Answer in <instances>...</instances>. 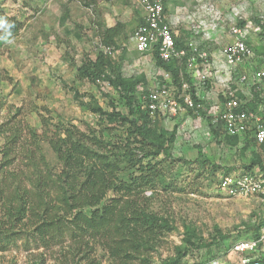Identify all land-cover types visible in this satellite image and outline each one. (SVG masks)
Wrapping results in <instances>:
<instances>
[{
	"label": "rangeland",
	"instance_id": "374dc122",
	"mask_svg": "<svg viewBox=\"0 0 264 264\" xmlns=\"http://www.w3.org/2000/svg\"><path fill=\"white\" fill-rule=\"evenodd\" d=\"M0 5L22 24L17 34L0 38V161L5 137L10 133L6 129L16 123L23 128V135L27 127L42 134L43 120H48L50 131L57 123L75 124L82 130L93 129L105 139L125 142L123 126L82 106L68 88L77 89L81 99L93 106L109 111L112 101L117 110L129 114L126 102L108 81L92 83L76 77L85 58L95 57L102 47L94 25L99 15L106 24L120 21L125 25L113 57L125 77L144 73L146 88L164 77L173 81L171 74L156 64L152 53L134 48L132 35L142 19L138 0H0ZM165 7L167 16L177 20L174 29L183 45L190 36H196L203 39L208 51L218 52L230 42L233 25L250 22L253 28L248 43L254 45L256 54L264 56V0H166ZM255 19L259 24H254ZM210 88L209 83L206 90ZM140 95L137 91L139 102ZM208 110L206 104L202 117L180 111L151 122L158 129L175 132L169 146L172 158L160 165L166 186L158 183L139 197L150 210L171 218L176 228L160 235L150 252V262L138 260L135 264H165L180 252L178 264H241L244 255L233 252V244L252 237L264 219L261 197H226L216 188L219 178L230 171H249L255 154L264 165V146L256 147L243 138L230 144L222 132L216 138ZM42 146L50 165L59 169L48 142L43 141ZM163 159L164 155H158L152 161ZM132 172L140 173L137 168ZM85 211L90 213L91 209ZM96 256L102 264H118L100 247ZM0 264L71 263L60 246L45 249L33 244L29 249L19 245L0 251Z\"/></svg>",
	"mask_w": 264,
	"mask_h": 264
},
{
	"label": "trees",
	"instance_id": "16d2710c",
	"mask_svg": "<svg viewBox=\"0 0 264 264\" xmlns=\"http://www.w3.org/2000/svg\"><path fill=\"white\" fill-rule=\"evenodd\" d=\"M254 24H259V19ZM94 25L102 47L96 50L95 57L85 58L76 77L92 83L108 81L120 100L126 102L129 114L117 110L112 101L109 111L93 106L81 99L77 89L67 87L82 106L123 126L125 142L105 139L95 130H82L75 124L57 123L55 130L50 131L48 120H43L42 134L27 127L23 135L18 123L8 127L10 133L5 137L0 161V251L19 245L27 249L33 244L45 249L60 246L71 264H102L96 256L100 247L118 264H135L138 260L150 262V252L156 248L160 235L176 228L171 218L150 210L139 197L158 183L165 185L160 165L172 158L169 146L175 132L154 127L149 110L139 102L136 92L139 86L147 91L146 75L125 77L121 65L104 51L105 47L119 48L124 23L108 26L99 15ZM21 27L20 20L9 16L0 5V38L17 34ZM176 40L180 49H186L178 36ZM187 58L186 55L165 61L155 52L156 64L171 74L177 86L175 94L183 105V82L189 83V93L199 101L187 70ZM188 111L196 116L193 109ZM204 113L202 110L201 114ZM208 119L218 138L221 130ZM225 137L230 144L240 141L238 136ZM43 141L57 156L59 169L47 160ZM158 155H164V159L153 162ZM199 155L204 156L201 150ZM256 166L264 169L258 154L254 155L249 171ZM136 168L138 175L132 172ZM110 193L113 195L107 198ZM86 208L91 212L87 213ZM263 225L264 219L255 227L252 237L260 236ZM181 256L182 252L165 264H178Z\"/></svg>",
	"mask_w": 264,
	"mask_h": 264
},
{
	"label": "built area",
	"instance_id": "2783aa9c",
	"mask_svg": "<svg viewBox=\"0 0 264 264\" xmlns=\"http://www.w3.org/2000/svg\"><path fill=\"white\" fill-rule=\"evenodd\" d=\"M138 4L143 22L132 35L135 50L152 53L154 58L157 51L165 61L187 55V70L199 100L196 102L189 93L188 82L182 83L185 105L176 96L173 82L165 77L163 81L155 80L147 91L139 86L140 103L147 107L152 121L188 109H193L196 117H202L201 111H206L209 104L211 123L222 133L247 139L256 147L264 146V67L254 66L258 57L247 38L253 28L251 23L231 27L234 39L221 48L223 62L218 66L200 37L190 36L186 49L177 46L178 33L174 29L177 20L167 16L163 0H138ZM104 51L115 57L117 49L105 47ZM209 83L211 88L206 90ZM203 89L209 94L203 96ZM216 188L226 197L257 195L264 200V169L256 166L252 171H230L219 178ZM232 251L244 255L241 264H264V225L259 237L239 239Z\"/></svg>",
	"mask_w": 264,
	"mask_h": 264
},
{
	"label": "crops",
	"instance_id": "0c3cea01",
	"mask_svg": "<svg viewBox=\"0 0 264 264\" xmlns=\"http://www.w3.org/2000/svg\"><path fill=\"white\" fill-rule=\"evenodd\" d=\"M140 22H141V20H140ZM116 24V22L115 23H111L110 21L109 22H107V25L108 26H113V25H115ZM234 39V36L231 34V37H230V42L232 41ZM253 45V44H252ZM210 53L212 54V56H213V58H214V60H215V62H216V64L219 66V65H221L222 64V58H221V56H220V50H218V52L217 51H210ZM257 55V61H256V63L254 64V66L255 67H257V68H260V67H264V56L262 55H259V54H256ZM261 59H263V62L261 61ZM202 92V95L204 96V95H208L209 94V92L208 91H205L204 89L201 91Z\"/></svg>",
	"mask_w": 264,
	"mask_h": 264
}]
</instances>
